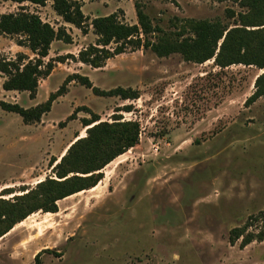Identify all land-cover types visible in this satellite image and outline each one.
Here are the masks:
<instances>
[{
	"label": "rangeland",
	"instance_id": "rangeland-1",
	"mask_svg": "<svg viewBox=\"0 0 264 264\" xmlns=\"http://www.w3.org/2000/svg\"><path fill=\"white\" fill-rule=\"evenodd\" d=\"M76 1L84 31L58 15L55 0H0V15L25 6L72 38L52 42L46 62L71 59L54 63L34 99L27 91L4 90L0 72V100L35 106L72 75L87 76L105 91L131 88L139 97L98 96L73 80L40 122L25 124L0 109V199L14 202L57 179L51 161L87 137L83 120L92 113L107 123H137L138 144L106 165L98 186L59 200L56 215L39 210L0 237V264H34L43 249L52 251L42 253V264H264V241L245 247L242 238L229 241L233 228L264 211V95L248 103L264 68L221 67L215 57L195 63L180 53L158 57L151 49H129L102 68L78 61L79 52L97 41L94 18L115 13L134 25L136 4L160 28L150 35L154 41L192 37L190 20L234 28L228 10L247 9L231 0ZM19 40L24 36L0 34V52L35 57ZM261 230L260 224L248 228Z\"/></svg>",
	"mask_w": 264,
	"mask_h": 264
},
{
	"label": "trees",
	"instance_id": "trees-1",
	"mask_svg": "<svg viewBox=\"0 0 264 264\" xmlns=\"http://www.w3.org/2000/svg\"><path fill=\"white\" fill-rule=\"evenodd\" d=\"M12 1L19 4L29 2L44 5L47 0ZM231 1L247 9L246 12L239 13L228 10L236 27L230 28L221 22L190 20L188 22L193 36L183 39L162 36L158 40H152L150 35L160 31V28L152 25L139 4H136L138 23L134 25L122 22L115 13L96 17L91 24L97 41L79 52L78 61L93 68H102L107 60L129 49H151L158 57L180 53L185 61L195 63H204L215 57L216 63L221 67L245 64L264 68V0ZM54 9L64 21L75 24L84 31L85 16L76 0H55ZM255 27L256 29H253ZM0 34L24 36V40H19L18 45L28 48L35 55L30 58L24 53H18L15 58H7L0 52V72L5 77L3 89L6 91H27L30 98L34 99L40 79L51 74L55 62L64 63L70 57H59L46 62L54 40L61 39L71 43L72 38L63 28L56 30L25 6H20L17 12L0 15ZM73 80H78L98 96H120L123 99L139 97L138 92L131 88L117 87L105 91L94 86L87 76L72 75L43 103L26 108L18 103L0 100V109L20 115L25 124L40 122L43 116L51 111L54 101L64 94L66 84ZM263 82L264 74L258 77L257 91L248 103H253L264 95ZM83 125L87 128V137L73 142L58 162L51 161L57 179L40 181L35 190L16 196L14 202L0 199V222L4 224L0 237L29 215L39 210L57 213L59 200L96 187L104 179L103 169L106 165L138 144L140 126L137 123H107L103 122L98 114L92 113L90 118L83 120ZM255 224H260L262 228L258 234L248 231V228ZM240 238L242 247L254 241H264V211L251 215L243 227L230 231L231 244ZM51 251L43 249L37 253L34 264H42V253Z\"/></svg>",
	"mask_w": 264,
	"mask_h": 264
},
{
	"label": "crops",
	"instance_id": "crops-1",
	"mask_svg": "<svg viewBox=\"0 0 264 264\" xmlns=\"http://www.w3.org/2000/svg\"><path fill=\"white\" fill-rule=\"evenodd\" d=\"M98 185H99V184H98ZM98 185H97V186H98ZM89 191H90V190H89ZM71 197H74V196L71 195V196H69V197H67V198H65V199H71ZM63 200H64V199H63ZM51 214L56 215V213H51ZM17 227H18V226H15L13 229H11V231L13 230L12 232H14V231L16 230ZM11 231H10V233H11Z\"/></svg>",
	"mask_w": 264,
	"mask_h": 264
}]
</instances>
